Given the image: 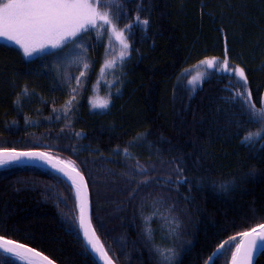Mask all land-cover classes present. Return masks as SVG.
I'll return each mask as SVG.
<instances>
[{
    "label": "trees",
    "instance_id": "trees-1",
    "mask_svg": "<svg viewBox=\"0 0 264 264\" xmlns=\"http://www.w3.org/2000/svg\"><path fill=\"white\" fill-rule=\"evenodd\" d=\"M105 2L130 45L110 106L90 104L108 56L104 35L79 34L29 60L0 43V152L41 151L80 172L114 264H166L163 256L207 264L221 245L213 264H230L240 234L264 224V0ZM77 43L83 65L72 59ZM207 58L242 65L246 88L216 72L196 90L179 80ZM78 221L76 196L60 178L0 166V237L56 264H97ZM0 264L24 263L0 253Z\"/></svg>",
    "mask_w": 264,
    "mask_h": 264
},
{
    "label": "snow or ice",
    "instance_id": "snow-or-ice-1",
    "mask_svg": "<svg viewBox=\"0 0 264 264\" xmlns=\"http://www.w3.org/2000/svg\"><path fill=\"white\" fill-rule=\"evenodd\" d=\"M114 0H106L104 7L113 4ZM99 0H0V38L13 42L22 49L23 54L32 56L35 52L43 51L46 48L58 49L69 42H74L75 38L81 32H87L89 27L96 28L97 22L102 21L103 24L111 25L112 32L116 39L120 41L123 49L129 47L124 37L123 31H117L113 19L108 11H101ZM137 22L139 17H137ZM142 23L147 24L144 20ZM125 52H121V57ZM208 68L214 66L220 68L214 59H207L201 62ZM224 68L228 66L227 58L223 61ZM87 68V64L84 65ZM234 74L243 81L246 88L247 77L243 68L236 67ZM81 75H84L82 72ZM183 75V74H182ZM198 78L193 77L189 83H194ZM79 83V81H77ZM245 101L250 108L255 106L251 104V92H247ZM70 103V102H69ZM94 107L97 105H93ZM99 107L107 108V102L99 104ZM261 116L264 117V109H261ZM256 138H260V133L255 134ZM253 134L245 137V141H252ZM243 142V141H242ZM22 158L27 159H45V153H0V165L8 164L12 161H21ZM53 167H56L53 164ZM64 172L63 168L58 169ZM75 171V177L69 175V179L77 188L79 197V227L83 230L84 239L87 245L91 246L93 251L99 252L105 260V264H111L106 252L102 247H98V241L95 238V232L91 229L90 222L87 220V192L86 185L83 183V177L78 171ZM243 239L234 244L236 252L232 256V264H254V253L264 250V224H260L258 229L253 228L240 234ZM235 237L232 240L235 241ZM227 243V242H225ZM86 245V246H87ZM223 247V245H221ZM0 248L6 253L20 257L28 261V264H39L35 257L40 256L39 252H35L31 248H26L23 244L14 243L11 240H4L0 237ZM166 264H172L170 256H163ZM47 264L52 261L47 257H42Z\"/></svg>",
    "mask_w": 264,
    "mask_h": 264
},
{
    "label": "rangeland",
    "instance_id": "rangeland-1",
    "mask_svg": "<svg viewBox=\"0 0 264 264\" xmlns=\"http://www.w3.org/2000/svg\"><path fill=\"white\" fill-rule=\"evenodd\" d=\"M100 10L105 11L101 8ZM110 16L113 19V23L115 24L117 31L124 32V37L126 38V42L129 45L127 33L125 32L124 28L119 26V24L112 15ZM97 24L98 26L96 28L89 27L87 32H81L80 34H84V36H82V38L84 39L88 38L91 35L95 38H99L98 36H100V34L104 35V37L106 38L108 56L104 61V63L102 64L96 76V81L93 85V94L90 102L92 111L102 112L105 111L110 106L112 100V94L114 93L113 90L114 87L117 85L116 79H117L118 70L129 56L130 45L126 50L123 49L122 44L120 43L119 40L116 39L115 35L113 34L111 25L103 24L102 21H98ZM0 43H13V42L7 41L4 38H0ZM16 47L19 48V46ZM73 48L74 50L72 53V59L74 63L78 64L81 62L82 58L85 55V48L82 44L79 43H77ZM20 50H21V55L24 57V59L29 60L37 56H40L41 54L54 51L57 49L46 48L43 51L35 52L33 53L32 56H27V57L23 54L22 49ZM122 51L125 52V55L123 57H121ZM207 59H214L217 64H220V68H217L215 66L213 68H208L206 65L201 63L202 61ZM207 59H204L194 65H190L184 68L182 71L179 72L178 75L179 80L181 81L183 79L186 82L188 88H190L191 90H196L211 72H216L220 74H229L239 79V77H237L234 74V69L236 67L243 68L242 65H240L238 62H235L232 59L227 58L228 66L227 68H224L223 61L225 58H207ZM83 64L84 61L81 62V65ZM193 77H197L198 79L194 83H189V81L193 80ZM105 102H107L108 105L107 108H102L98 106L99 104ZM94 104L97 106L94 107L93 106ZM259 133L261 138L263 135V131ZM253 137H254L253 139H259L256 138L255 136Z\"/></svg>",
    "mask_w": 264,
    "mask_h": 264
},
{
    "label": "water",
    "instance_id": "water-1",
    "mask_svg": "<svg viewBox=\"0 0 264 264\" xmlns=\"http://www.w3.org/2000/svg\"><path fill=\"white\" fill-rule=\"evenodd\" d=\"M21 153L23 151H1L0 153ZM31 153H44L41 151H29ZM46 154V153H45ZM53 164L56 165V167H53ZM5 165H19V166H27V167H34V168H39V169H43L46 170L48 172H51L52 174H54L55 176H57L58 178H60L63 182H65L74 192V195L76 196L78 205L80 203L79 201V197L77 195V188L76 186L73 184V181L71 179H69V175L75 177V171H73V167L67 165L66 163L58 160L57 158H54L48 154H46V158L45 159H27V158H22L21 161H12L8 164H4V165H0V166H5ZM63 168L64 172L59 171L58 169ZM76 170V169H75ZM77 171V170H76ZM67 172L69 175H65L64 173ZM80 173V172H79ZM80 175L83 177V183L86 185V192H87V220L90 222L91 225V229L95 232L94 228H93V224H92V211H91V203H90V193L88 190V186H87V182L86 179L84 178V176L80 173ZM79 216H80V209H79ZM79 222V221H78ZM79 231L82 237V240L84 242V245L87 249V251L89 252V254L91 255V257L96 261L97 264H105V260L102 258L101 254L99 252L93 251L91 249L90 245H87L86 240L84 239L83 236V230L79 227ZM95 238L98 241V247H102L98 237L96 236L95 233ZM4 239V238H3ZM243 239V238H242ZM6 240V239H4ZM17 243V242H14ZM19 244V243H17ZM87 245V246H86ZM25 246V245H24ZM26 248H30L28 246H25ZM103 248V247H102ZM32 249V248H31ZM223 249V247H220L218 250H216L210 257L209 261L207 264H213L214 259L216 258V256L218 255V253ZM34 250V249H33ZM35 252H38L36 250H34ZM103 251L105 252V250L103 249ZM264 252V250H262V252H256L254 253L255 256V260H254V264L256 263V261L258 260V258L260 257V255ZM0 253L4 254V255H8L11 256L19 261L22 262V260L25 259H21L20 257L14 256L11 253H6L3 251L2 248H0ZM40 253V252H39ZM41 255L38 257H35V260L37 262H39V264H47V261H43L42 257H46L45 255H43L42 253H40ZM48 258V257H47ZM108 258L110 259V257L108 256ZM49 259V258H48ZM51 260V259H49ZM111 260V259H110ZM27 261V260H26ZM52 261V260H51ZM52 264H56L54 261H52ZM111 264H114L111 260ZM232 264V261L231 263Z\"/></svg>",
    "mask_w": 264,
    "mask_h": 264
},
{
    "label": "bare ground",
    "instance_id": "bare-ground-1",
    "mask_svg": "<svg viewBox=\"0 0 264 264\" xmlns=\"http://www.w3.org/2000/svg\"><path fill=\"white\" fill-rule=\"evenodd\" d=\"M231 261H232V259H231ZM231 261H230V263H231ZM22 263H24V264H28V261H26V260H22Z\"/></svg>",
    "mask_w": 264,
    "mask_h": 264
}]
</instances>
